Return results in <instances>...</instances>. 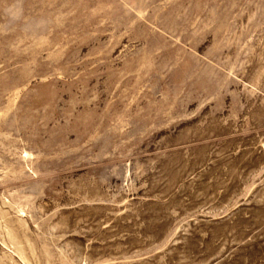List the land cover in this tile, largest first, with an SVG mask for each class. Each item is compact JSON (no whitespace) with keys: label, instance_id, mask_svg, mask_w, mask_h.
I'll return each mask as SVG.
<instances>
[{"label":"rangeland","instance_id":"374dc122","mask_svg":"<svg viewBox=\"0 0 264 264\" xmlns=\"http://www.w3.org/2000/svg\"><path fill=\"white\" fill-rule=\"evenodd\" d=\"M0 264H264V0H0Z\"/></svg>","mask_w":264,"mask_h":264}]
</instances>
